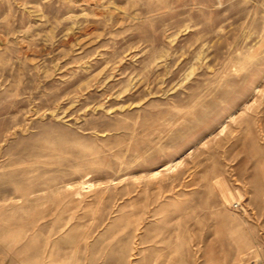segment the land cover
<instances>
[{
    "label": "rangeland",
    "instance_id": "rangeland-1",
    "mask_svg": "<svg viewBox=\"0 0 264 264\" xmlns=\"http://www.w3.org/2000/svg\"><path fill=\"white\" fill-rule=\"evenodd\" d=\"M0 264H264V0H0Z\"/></svg>",
    "mask_w": 264,
    "mask_h": 264
},
{
    "label": "bare ground",
    "instance_id": "bare-ground-1",
    "mask_svg": "<svg viewBox=\"0 0 264 264\" xmlns=\"http://www.w3.org/2000/svg\"><path fill=\"white\" fill-rule=\"evenodd\" d=\"M226 189V188H225ZM229 193V192H228ZM226 198V197H225ZM228 200V199H227Z\"/></svg>",
    "mask_w": 264,
    "mask_h": 264
}]
</instances>
